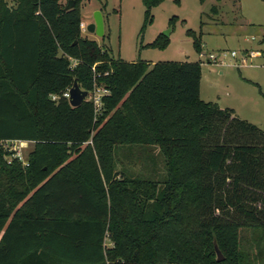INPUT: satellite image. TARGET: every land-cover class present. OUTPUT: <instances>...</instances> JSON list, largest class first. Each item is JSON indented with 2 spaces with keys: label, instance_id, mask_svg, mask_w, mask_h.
Returning a JSON list of instances; mask_svg holds the SVG:
<instances>
[{
  "label": "trees",
  "instance_id": "1",
  "mask_svg": "<svg viewBox=\"0 0 264 264\" xmlns=\"http://www.w3.org/2000/svg\"><path fill=\"white\" fill-rule=\"evenodd\" d=\"M164 1L141 0V33ZM12 3L0 0V143L34 146L26 166L0 150V264H264V127L202 101L198 63L113 59L81 36L80 0ZM73 82L108 90L98 113L69 105Z\"/></svg>",
  "mask_w": 264,
  "mask_h": 264
},
{
  "label": "rangeland",
  "instance_id": "2",
  "mask_svg": "<svg viewBox=\"0 0 264 264\" xmlns=\"http://www.w3.org/2000/svg\"><path fill=\"white\" fill-rule=\"evenodd\" d=\"M9 5L12 0H6ZM65 3V0H61ZM165 0L151 10L152 22L141 33L144 7L141 0H80L81 23L92 17L93 7H99L106 18L104 38L96 42L113 59L126 63L173 62L200 65L199 96L204 102L216 103L221 109H232L234 117L258 129L264 127V2L261 0ZM175 17L172 25L169 20ZM245 20V21H244ZM191 30L200 38L201 52L193 48ZM169 33V34H168ZM168 34L163 49L148 47L158 35ZM84 38H89L84 30ZM228 53L224 63L209 60V55ZM235 57L231 58L230 53ZM252 52L259 53L251 59ZM245 60V62H243ZM33 143H2L0 150L7 162L17 159L26 166ZM119 153L118 161L134 177L146 175L136 161ZM121 166L120 164L118 165ZM241 250H254L255 235L238 231ZM105 247L110 248L107 238ZM220 257L222 255L220 251ZM216 254V259H217Z\"/></svg>",
  "mask_w": 264,
  "mask_h": 264
},
{
  "label": "water",
  "instance_id": "3",
  "mask_svg": "<svg viewBox=\"0 0 264 264\" xmlns=\"http://www.w3.org/2000/svg\"><path fill=\"white\" fill-rule=\"evenodd\" d=\"M66 5L64 7V11H68L73 9L77 0H65ZM85 30L91 34L96 35L97 37H104V20L101 12L96 10L92 14V22L89 23ZM168 36V34H167ZM87 96V91L80 89L76 82H73L72 87L69 89V105L73 108L78 107L85 100ZM217 254V261H220L222 258L220 257L219 252Z\"/></svg>",
  "mask_w": 264,
  "mask_h": 264
},
{
  "label": "built area",
  "instance_id": "4",
  "mask_svg": "<svg viewBox=\"0 0 264 264\" xmlns=\"http://www.w3.org/2000/svg\"><path fill=\"white\" fill-rule=\"evenodd\" d=\"M84 24L81 23L80 24V29H84ZM228 53L226 52H223L221 53L219 56L215 55V54H211L209 55V60L211 61H214V62H217L219 61L220 63H224L223 59H226ZM230 57L231 58H234L235 57V53L234 52H231L230 54ZM257 55H259V53H256V52H252L250 54V58L253 59L255 58ZM243 62H245V60H243ZM72 65H75V61L72 60ZM91 70L94 72L95 70V65L91 67ZM104 75H107V73H105ZM100 75H94V79L96 78H99ZM108 90L101 86V85H98L96 82H94L93 84V88L90 92H87V96L85 98V100L91 102L93 104V107H94V111L95 113H98L102 107V99L108 95ZM63 97L67 100H69V89L66 90V92L63 93ZM51 99L52 100H56V96H51ZM2 143H8V142H2ZM0 143V144H2ZM10 143H28V142H21V141H10Z\"/></svg>",
  "mask_w": 264,
  "mask_h": 264
},
{
  "label": "crops",
  "instance_id": "5",
  "mask_svg": "<svg viewBox=\"0 0 264 264\" xmlns=\"http://www.w3.org/2000/svg\"><path fill=\"white\" fill-rule=\"evenodd\" d=\"M13 4V3H12ZM11 4V5H12ZM96 10H99L100 12H101V14H102V16H103V20H104V31H105V27H106V18H105V16H104V13L101 11V9L99 8V7H93L92 8V10H91V13L93 14V12L94 11H96ZM91 14V15H92ZM245 21V20H244ZM92 22V17H91V19L89 20V21H87V23H84L83 21H82V23L84 24V27L86 28V26L89 24V23H91ZM85 28L84 29H81V36L83 37V34H84V30H85ZM86 31V30H85ZM86 33H88V35H89V38H86V39H88V40H93V41H96L95 39H96V35H94V34H91V33H89V32H87L86 31ZM169 34V33H168ZM84 38V37H83ZM147 63H149V62H147ZM150 64H153L152 62H150Z\"/></svg>",
  "mask_w": 264,
  "mask_h": 264
}]
</instances>
